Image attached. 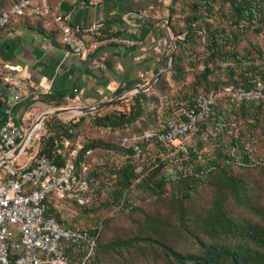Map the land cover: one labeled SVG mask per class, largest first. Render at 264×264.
Masks as SVG:
<instances>
[{
    "label": "trees",
    "instance_id": "obj_1",
    "mask_svg": "<svg viewBox=\"0 0 264 264\" xmlns=\"http://www.w3.org/2000/svg\"><path fill=\"white\" fill-rule=\"evenodd\" d=\"M52 11L57 9L61 2L58 0H47ZM89 2V0H83ZM174 1V0H172ZM214 0H199L198 3L192 4L195 12L187 18V24L180 33L184 32L183 38L176 35L174 45L175 52L170 59L168 70L174 69L172 78H178L180 72L179 67V51L186 43L188 37L194 34L195 26L198 22L204 21V10H209ZM231 8L232 19L234 24L240 25L241 30H247L249 25H253V29L259 30L264 28V0H227ZM12 0H0V12L7 9ZM202 8V9H201ZM197 13V14H196ZM154 19L142 18V23L151 25L155 24ZM246 23V24H245ZM112 23L100 25L93 31L92 40L95 43V48H98L104 42L112 41L118 36L119 32L111 31ZM27 26L38 30L44 37L51 39L54 43L61 44V34L57 26L48 22L45 18L35 15L14 16L10 22L2 28L0 34L11 26ZM205 23L204 26L209 29ZM170 29L174 28L170 26ZM76 34L81 32L75 29ZM207 47L209 55L225 58V54L232 53L236 60L240 61V56L234 54L232 46L237 42L238 34L229 32L226 33L225 28H214L208 30L206 34ZM226 43L230 48L226 51H220L217 46ZM234 43V44H233ZM223 54V55H222ZM169 60V54L163 55V66H166ZM212 72V68L205 65L203 68V76L208 77ZM253 69L247 68L242 71L237 79H233L224 84L221 82L212 83V89L191 93L184 100H166L161 104H156L153 98L155 95L153 89L158 86L162 80L160 75L156 81L146 90H140L133 93L129 98V103L123 109L114 106L109 111L101 113L99 109L94 116L89 117V121L98 127L103 128L106 137H111L107 143L103 142L102 138L88 139L81 142V148L78 151V157L83 158L85 152L90 150L87 156V161L90 165L86 176L90 180V196L91 200L79 205L67 200H57L53 197L45 199L46 209L45 215L54 218L56 221L65 225H78L88 231L94 244L86 242L81 244H68L65 247V253L70 264H103L111 260L112 257H121L123 250L131 248L139 250L145 247L155 252H164L169 257L173 264H264V212H256L259 219L242 220L235 219L226 209V202L240 194L244 183L233 177L229 169L233 163L239 166L253 165L248 148L245 144H241L239 139L232 138L230 143L233 148H227L226 142L221 141L220 146L215 148L213 154H204L205 160H199L200 155L198 149L193 142L190 143L188 154L186 157L175 160L170 156L167 146L162 144L158 138L151 137L149 139H140L136 143L140 147L137 152L133 146H126L122 143V137L140 134L143 131L155 128L162 129L167 120L175 118L182 108L189 109L193 107L194 99L199 94H206L213 90H218L224 85L233 84L245 88H252L258 81L264 84V71L261 72V78H251L254 75ZM123 91V88H117L114 95H118ZM48 97V96H47ZM155 103V105H154ZM114 103H110L107 107H112ZM59 105V103H56ZM153 105V106H152ZM217 105L228 106L239 117H254L258 119L257 113L264 111V104L261 101H244L240 105L227 103L223 98L216 99L212 104L210 115L205 120L198 124V131L206 128L213 118V110ZM160 109H163L162 113ZM226 109V108H225ZM165 113V114H164ZM164 114V115H163ZM89 114L80 115L79 117L70 120H63L58 115H49L43 119L45 134L41 136L37 152L33 156L45 155L56 163H62L68 157L70 151L74 148V139L78 135L79 129L87 121ZM217 124L222 133L224 129L223 120L220 114L216 115ZM220 121V123H219ZM88 123V122H87ZM217 135V140H220V134ZM195 134V135H196ZM194 137V136H193ZM193 138L191 139V141ZM19 141V140H18ZM17 141V142H18ZM68 141L69 146L64 147V142ZM29 147H25L26 151ZM58 149L61 152L58 153ZM153 154L151 156L146 154ZM240 153L239 160H235V153ZM112 154L114 162L110 165L98 164L99 157L104 154ZM149 156V157H148ZM147 165H152L144 174L143 166L148 161ZM33 158L23 168H29L33 164ZM142 161L141 167L137 164ZM95 166L91 168V164ZM187 164H191L192 168L187 172L183 169ZM101 165V166H99ZM173 168L168 170V168ZM179 170V174L174 171ZM1 173V167H0ZM145 175V176H144ZM109 180L114 185L113 190H105L103 183ZM167 184H173L175 189V199L173 200V215L176 217L178 225L177 232L185 235V239L190 241L191 247L186 250L173 248L168 238L172 241V231L164 230L158 224L149 225L150 232L145 231L143 236H132L128 238H112L106 242H101V228L95 225H83V222L78 224L72 223L70 220H64L60 215L62 208L66 204L75 207L76 215H86L97 212L108 201L109 193L113 196L115 203H120L121 199H125V191L132 189L134 186L138 188L148 187L156 189L158 192ZM200 185H204L212 193V198L207 200L198 210L194 204V208H188L192 200V190H197ZM249 207V203L247 204ZM130 205L126 204V207ZM131 208V207H130ZM257 210V208H255ZM86 220V217L83 221ZM163 223V221H162ZM153 233H157L154 237ZM141 242L145 243L140 246ZM150 247V248H149ZM19 255L18 250L10 249V258L12 263Z\"/></svg>",
    "mask_w": 264,
    "mask_h": 264
},
{
    "label": "rangeland",
    "instance_id": "obj_2",
    "mask_svg": "<svg viewBox=\"0 0 264 264\" xmlns=\"http://www.w3.org/2000/svg\"><path fill=\"white\" fill-rule=\"evenodd\" d=\"M91 2H99L102 0H89ZM199 0H159L161 8L164 11L163 19H156L155 23L159 21V29L162 35L161 45L164 49V54L167 55L171 52H175L176 46H174L175 37L183 38L184 32L180 33L179 30L185 28L187 24V18H189L195 10L192 4L198 3ZM62 2V0H58ZM212 7L209 10H204V21L197 22L195 26L194 34L188 37L184 46L180 49L179 54V67L180 72L178 78L173 79L172 70H168L170 62L166 63L160 75L162 80L158 86L153 89L155 94L153 98L156 100V104H161L162 101L180 99L184 100L191 93L201 92L212 89V83L221 82L224 84L231 80V77L235 80L239 74L249 69H253V79L261 78L260 74L264 71V28H260L258 31L253 29V25H249L247 30H241L240 25L234 24L232 19L231 8L227 0H214ZM202 9V8H201ZM197 14V13H196ZM208 24V30L214 28H225L226 33L232 32L238 34L237 42L232 46L234 54L240 56V61L236 60L232 53L225 54V58L209 55L207 45L206 34L208 30L205 27L198 29L199 25L204 26ZM246 24V23H245ZM170 26L174 29L171 30ZM22 26V25H20ZM234 44V43H233ZM222 52L227 51L230 45L226 43L217 46ZM172 53V54H173ZM223 55V54H222ZM208 65L212 68V72L208 75L207 79L203 76V68ZM264 80V78H262ZM153 84V83H152ZM135 93L133 89L130 92H126L123 96L112 94L102 101L112 99L110 103H114L112 107H107L109 104L102 107L101 113L109 111L111 108L116 107L123 109L129 103L130 96ZM73 104V103H72ZM155 105V103H154ZM80 106V105H73ZM153 106V105H152ZM72 107V106H70ZM226 108V109H225ZM99 110V109H98ZM97 111V110H96ZM76 113L67 112L62 113L60 116L63 120L67 121L72 118H77L80 115L89 114L87 116L86 123L79 129L78 135L74 139V147L77 144L81 145L83 140L88 139H103L104 143L110 141L111 137H106L103 128L98 127L89 121V117L94 116V112ZM163 109H160L162 113ZM165 114V113H164ZM163 114V115H164ZM220 114L223 120L222 128L224 131L220 132V127L216 121V115ZM239 117L233 110L225 105H217L213 110V118L206 128L200 130L199 133L194 135L193 144L198 149L200 158L199 160H205L204 154H213L215 148L220 146V142H226L227 148H233L230 140L232 138L239 139L241 144H245L248 148V152L251 156L253 165L239 166L237 163H233L229 172L238 181L244 183L240 194L234 199L226 202V209L235 219L242 220H256L259 219V215L256 212H264V111L257 113L258 119L254 117ZM88 122V123H87ZM220 123V121H219ZM221 124V123H220ZM46 130L43 124L36 129L31 146L23 154L24 158L22 163L12 164L14 167H24L32 160L30 156L34 155L39 147V141L41 136L45 134ZM218 133H221L220 140H217ZM190 142V143H191ZM151 154H146L151 156ZM148 156V157H149ZM240 153H235V160H239ZM114 156L112 154H104L99 157L98 164L110 165L114 162ZM150 159L144 164V174L146 175L152 165H147ZM137 164L141 167L142 161H138ZM99 165V166H101ZM91 168L95 166V163L91 164ZM192 168L191 164H187L183 169V173ZM173 168L169 167L168 170ZM173 171V170H172ZM179 174V170L174 171ZM148 174V173H147ZM144 175V176H145ZM103 183L105 190H113L114 185L111 184L107 178ZM192 200L188 208H194V204L198 210L202 207L207 200L212 198V193L204 185H200L197 190H192ZM125 200L121 199L120 203L113 201V196L109 193L108 201L101 207L100 210L92 214L76 215L75 207L73 205L66 204L61 210L60 215L64 220H70L74 224L83 222V225H97L101 228V242H106L112 238H128L132 236H143L142 233L150 232L149 225L153 223L158 224L165 231H172V241L170 236L168 238L169 244L173 248H179L186 250L191 247L190 241L185 239V235L177 232L178 225L176 217L173 215V200L175 199V189L173 184L164 185L158 192L156 189H150L148 187L138 188L133 187L130 190L125 191ZM251 207H249L247 204ZM126 204L130 205L126 207ZM131 207V208H130ZM257 208V210L255 209ZM86 217V220L84 218ZM163 221V223H162ZM151 233V232H150ZM154 237H157V233H153ZM140 246H144L145 243L141 242ZM141 247L139 250L131 248L130 250H123L121 257H112L110 261L103 264H173L172 260L166 256L164 252H155ZM150 248V247H149Z\"/></svg>",
    "mask_w": 264,
    "mask_h": 264
},
{
    "label": "built area",
    "instance_id": "obj_3",
    "mask_svg": "<svg viewBox=\"0 0 264 264\" xmlns=\"http://www.w3.org/2000/svg\"><path fill=\"white\" fill-rule=\"evenodd\" d=\"M23 15L40 16L57 26L64 50L80 59L95 47L93 40L88 42L76 34V28L68 21V14L58 8L52 11L47 0H12L9 7L0 12V31L12 17ZM100 25L94 24L92 30ZM22 71L23 66L19 63L0 62V79L7 85L10 105L18 104L25 97ZM218 98L234 105L244 101L264 104V84L258 81L252 88L227 84L218 90L199 94L193 107L182 108L175 118L166 121L162 129L150 128L140 134L124 136L122 143L127 147L132 145L139 152L138 140L156 136L175 160L186 157L198 124L209 117L211 106ZM27 131L28 128L16 124L13 116L8 115L0 124V158L8 155ZM69 145L68 141L64 142V147ZM80 148V144L75 145L60 164L45 155L33 156V164L26 169L14 167L9 161L0 164V264H70L65 253L66 245L94 244L84 228L65 225L45 215L47 197L79 205L91 200L90 180L86 176L90 167L87 156L91 151L87 150L83 158H79ZM10 249L19 251L13 263Z\"/></svg>",
    "mask_w": 264,
    "mask_h": 264
},
{
    "label": "crops",
    "instance_id": "obj_4",
    "mask_svg": "<svg viewBox=\"0 0 264 264\" xmlns=\"http://www.w3.org/2000/svg\"><path fill=\"white\" fill-rule=\"evenodd\" d=\"M57 8L68 14L69 23L81 31L77 35L88 42L97 23L111 22V31L119 34L80 59L32 27L3 30L0 62L23 66L26 94L18 104L10 105L7 85L0 79V124L11 114L16 124L29 129L46 110L95 104L111 97L117 88L124 93L145 87L165 68L159 21L153 26L142 23V18H164L159 0H62ZM119 15L122 19L106 22ZM24 153L23 149L9 163H22Z\"/></svg>",
    "mask_w": 264,
    "mask_h": 264
},
{
    "label": "water",
    "instance_id": "obj_5",
    "mask_svg": "<svg viewBox=\"0 0 264 264\" xmlns=\"http://www.w3.org/2000/svg\"><path fill=\"white\" fill-rule=\"evenodd\" d=\"M118 19H122V16H117L114 18H111L109 20H106V22H110V21H114V20H118ZM175 46V45H174ZM172 53H170L169 55V60L168 63L170 62ZM167 67V66H166ZM161 72H159L150 82V84H148L145 87H135L133 88V92H137L140 90H146L148 89L151 84L157 80V78L160 76ZM131 91V90H130ZM128 91V92H130ZM124 94H126V92L121 93L118 97L123 96ZM112 99L109 100H105V101H100L97 102L95 104H90V105H80V106H72V107H64V108H55V109H49L44 111L42 114H40V116L36 119V121L34 122V124L28 129L27 134L25 135V137L19 141V143L17 144V146H15L12 151L4 156L0 158V164L2 162L5 161H10L12 158H14L15 156H17L21 151H23V149L25 148L26 144L29 142V140L31 139L33 133L36 131V129L40 126L42 120L49 116V115H60L62 113H67V112H76V113H87V112H93L96 111L102 107H104L105 105L109 104L110 102H112Z\"/></svg>",
    "mask_w": 264,
    "mask_h": 264
}]
</instances>
